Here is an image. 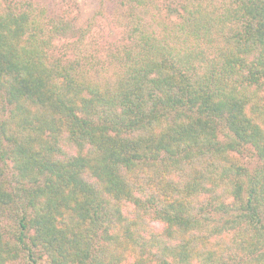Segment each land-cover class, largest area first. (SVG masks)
<instances>
[{
  "label": "trees",
  "instance_id": "trees-1",
  "mask_svg": "<svg viewBox=\"0 0 264 264\" xmlns=\"http://www.w3.org/2000/svg\"><path fill=\"white\" fill-rule=\"evenodd\" d=\"M107 3L0 0V264H264V0Z\"/></svg>",
  "mask_w": 264,
  "mask_h": 264
},
{
  "label": "rangeland",
  "instance_id": "rangeland-1",
  "mask_svg": "<svg viewBox=\"0 0 264 264\" xmlns=\"http://www.w3.org/2000/svg\"><path fill=\"white\" fill-rule=\"evenodd\" d=\"M32 1V0H31ZM39 5L49 10L51 16H62L65 19L71 20L76 27H85L94 17L98 19L100 14H104L107 18L110 17V9L113 6L107 3L105 7L100 5V0H33ZM106 19V18H104ZM95 31H98V25L94 26ZM99 33L94 32L91 37H87L86 41L92 40L91 38L97 37ZM68 149V148H67ZM240 162L247 167L254 165V160L249 156L247 158L239 156ZM152 226L155 230L161 229L160 223L154 222ZM8 264H23L8 263Z\"/></svg>",
  "mask_w": 264,
  "mask_h": 264
}]
</instances>
